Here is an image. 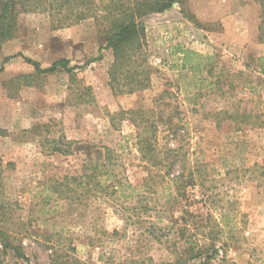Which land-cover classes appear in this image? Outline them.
<instances>
[{
    "label": "rangeland",
    "instance_id": "obj_1",
    "mask_svg": "<svg viewBox=\"0 0 264 264\" xmlns=\"http://www.w3.org/2000/svg\"><path fill=\"white\" fill-rule=\"evenodd\" d=\"M185 8L142 20L150 83L134 94L112 91L110 51L94 61L106 36L93 19L52 30L45 14L19 17L0 50V154L8 230L27 260L7 252L0 264H182L192 253L202 258L187 264H264L259 0ZM26 59L43 69L92 62L43 75ZM63 142L70 155L53 151ZM105 148L117 154L127 197L87 205L46 191L84 174L87 156Z\"/></svg>",
    "mask_w": 264,
    "mask_h": 264
},
{
    "label": "trees",
    "instance_id": "obj_2",
    "mask_svg": "<svg viewBox=\"0 0 264 264\" xmlns=\"http://www.w3.org/2000/svg\"><path fill=\"white\" fill-rule=\"evenodd\" d=\"M174 4L181 7L182 14H189L185 8L186 0H0V50L5 42L16 36L19 17L23 14L47 15L52 30L70 28L93 19L99 32L106 36L105 46L100 49L101 54L94 61L103 59V51H110L113 54V63L110 69L112 91H117V93L119 91L121 94H134L136 91L147 89L150 83L146 65V49H144L146 28L142 20L150 15L162 14L172 9ZM259 4L258 40L264 43V0H259ZM189 19L192 20V18ZM183 53L186 56L191 52L183 50ZM26 62L38 74L47 75L54 74L58 70H64L71 74L77 69L89 66L92 61L83 66L71 67L69 60L60 59L46 69H43L36 61L26 59ZM190 68L196 70L197 66H190ZM258 68L264 75V57L259 58ZM140 130L137 134L138 145L146 142L142 138ZM5 133L0 129V139L6 136ZM60 143H62V139ZM63 145L64 150L60 148L63 146L57 145L53 151L70 155L73 143L63 142ZM147 147L151 148L152 145ZM150 152L153 153V150ZM120 166L117 154L111 149L105 148L98 151L95 157L87 156L84 174L77 177H64L61 181L45 189L56 198L73 203H81L82 198L87 200V205L95 201H118L120 198L127 197L125 191L130 188V185L121 178ZM3 173L4 164L0 154V256L7 252H13L16 257L27 260L23 254L20 240L8 230V217L11 210L8 209V204L2 201L4 196ZM128 197L133 198L134 196L130 194ZM121 211L120 213H127L125 209ZM187 230V226L180 229L182 239L185 238ZM191 250L195 251L193 247ZM201 258V253H192L190 258L182 264ZM211 260V256H208L206 261H202V264H208Z\"/></svg>",
    "mask_w": 264,
    "mask_h": 264
}]
</instances>
